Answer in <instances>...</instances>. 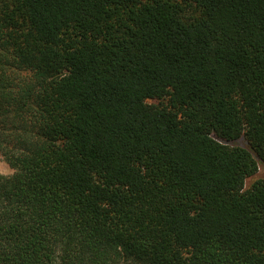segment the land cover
<instances>
[{"label":"trees","instance_id":"16d2710c","mask_svg":"<svg viewBox=\"0 0 264 264\" xmlns=\"http://www.w3.org/2000/svg\"><path fill=\"white\" fill-rule=\"evenodd\" d=\"M0 157V264H264V0H0Z\"/></svg>","mask_w":264,"mask_h":264},{"label":"rangeland","instance_id":"374dc122","mask_svg":"<svg viewBox=\"0 0 264 264\" xmlns=\"http://www.w3.org/2000/svg\"><path fill=\"white\" fill-rule=\"evenodd\" d=\"M228 145L231 146H243L244 144L238 140L232 143H229ZM264 173V168L260 165L259 171H258V177L261 176ZM0 174L1 175H10L12 174V170L9 168V166L5 163V161L0 157ZM251 181L247 180L246 187L249 186Z\"/></svg>","mask_w":264,"mask_h":264}]
</instances>
